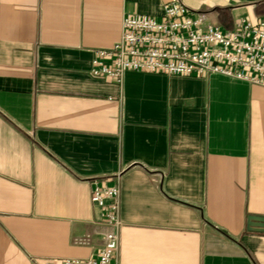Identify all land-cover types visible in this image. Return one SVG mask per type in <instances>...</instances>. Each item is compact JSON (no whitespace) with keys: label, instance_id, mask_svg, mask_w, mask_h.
<instances>
[{"label":"crops","instance_id":"obj_1","mask_svg":"<svg viewBox=\"0 0 264 264\" xmlns=\"http://www.w3.org/2000/svg\"><path fill=\"white\" fill-rule=\"evenodd\" d=\"M172 0H0V264L95 256V185L119 187L111 264H264V87L90 73L125 14ZM230 28L264 0H179ZM82 239V242H78Z\"/></svg>","mask_w":264,"mask_h":264},{"label":"built area","instance_id":"obj_2","mask_svg":"<svg viewBox=\"0 0 264 264\" xmlns=\"http://www.w3.org/2000/svg\"><path fill=\"white\" fill-rule=\"evenodd\" d=\"M127 71L219 74L264 87V16L256 21L240 17L222 28L203 22L179 0L165 3L159 16L125 14L118 40L93 51L90 73L120 85ZM90 199L101 209L104 225L97 254L46 264L112 263L121 225L119 187L95 185Z\"/></svg>","mask_w":264,"mask_h":264},{"label":"water","instance_id":"obj_3","mask_svg":"<svg viewBox=\"0 0 264 264\" xmlns=\"http://www.w3.org/2000/svg\"><path fill=\"white\" fill-rule=\"evenodd\" d=\"M247 229L251 231L264 232V216L263 215H248Z\"/></svg>","mask_w":264,"mask_h":264}]
</instances>
